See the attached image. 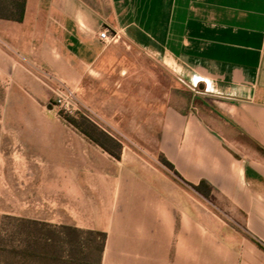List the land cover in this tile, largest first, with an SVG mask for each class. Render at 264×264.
I'll return each instance as SVG.
<instances>
[{
    "label": "crops",
    "instance_id": "1",
    "mask_svg": "<svg viewBox=\"0 0 264 264\" xmlns=\"http://www.w3.org/2000/svg\"><path fill=\"white\" fill-rule=\"evenodd\" d=\"M103 29L183 84L161 115L159 150L189 186L210 187L197 193L220 213L102 151L116 170L90 177L95 192L77 198L91 216L86 229L107 235L102 264H264V0H107L104 12L83 0H27L22 23L0 20V76L17 80L26 74L10 61L34 60L52 81L83 88L88 68L106 70ZM141 73L115 76L123 85ZM142 82L132 92L146 101Z\"/></svg>",
    "mask_w": 264,
    "mask_h": 264
},
{
    "label": "rangeland",
    "instance_id": "2",
    "mask_svg": "<svg viewBox=\"0 0 264 264\" xmlns=\"http://www.w3.org/2000/svg\"><path fill=\"white\" fill-rule=\"evenodd\" d=\"M83 1L100 12L107 7V0ZM103 44L105 52H109L106 70L96 76L88 68L83 88L81 84L76 87L52 81L43 63L34 60L10 61L11 67L26 74L17 80L0 76V221L4 216H13L52 224L72 223L81 229L90 225L91 216H85L84 209L77 205V198L88 200V193L95 192L90 177L101 182L102 175H106L103 172H113L116 168L108 155L90 145L60 113L77 118L85 128L81 117L86 118L117 140L122 147V165L140 167L138 174L142 176L157 175L176 182L180 198L184 194L195 206L204 205L219 214L161 162L158 145L161 115L171 104V98L176 97L173 91L183 84L123 38ZM103 47L100 45V49ZM123 70L133 74L140 70L145 76L120 77L122 85L115 73ZM22 78H27L28 84L24 85ZM139 79L147 87L146 101H139L138 92H132ZM39 88L48 92L46 102L37 101L35 95ZM63 91L71 96L68 110L56 103L57 94ZM201 101L195 98V103L201 104ZM46 104L52 108L48 109ZM31 118L41 124L35 127L28 124ZM84 170H88L87 176L82 175Z\"/></svg>",
    "mask_w": 264,
    "mask_h": 264
},
{
    "label": "trees",
    "instance_id": "3",
    "mask_svg": "<svg viewBox=\"0 0 264 264\" xmlns=\"http://www.w3.org/2000/svg\"><path fill=\"white\" fill-rule=\"evenodd\" d=\"M27 0H0V20L22 23ZM59 116L116 161L121 145L95 123L81 117ZM162 164L174 172L163 156ZM204 197L210 187L201 181L191 186ZM107 235L101 230L81 229L72 223L52 224L39 219L4 216L0 221V264H102Z\"/></svg>",
    "mask_w": 264,
    "mask_h": 264
},
{
    "label": "built area",
    "instance_id": "4",
    "mask_svg": "<svg viewBox=\"0 0 264 264\" xmlns=\"http://www.w3.org/2000/svg\"><path fill=\"white\" fill-rule=\"evenodd\" d=\"M98 36H99V39L103 41L104 43H109V42H112L118 39V35L116 33L111 34L107 29H103L102 31H100ZM70 99H71L70 94H67L63 91L57 94L56 103L61 108L68 110L71 104Z\"/></svg>",
    "mask_w": 264,
    "mask_h": 264
},
{
    "label": "water",
    "instance_id": "5",
    "mask_svg": "<svg viewBox=\"0 0 264 264\" xmlns=\"http://www.w3.org/2000/svg\"><path fill=\"white\" fill-rule=\"evenodd\" d=\"M47 108H48V109H51V108H52V106L48 105V106H47Z\"/></svg>",
    "mask_w": 264,
    "mask_h": 264
}]
</instances>
